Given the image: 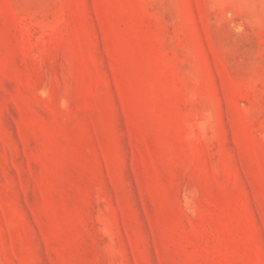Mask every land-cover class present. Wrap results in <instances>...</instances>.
<instances>
[{
	"label": "rangeland",
	"instance_id": "374dc122",
	"mask_svg": "<svg viewBox=\"0 0 264 264\" xmlns=\"http://www.w3.org/2000/svg\"><path fill=\"white\" fill-rule=\"evenodd\" d=\"M0 264H264V0H0Z\"/></svg>",
	"mask_w": 264,
	"mask_h": 264
}]
</instances>
